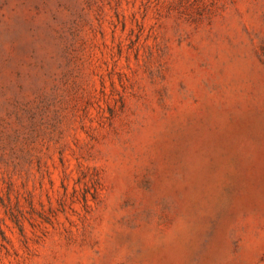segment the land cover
Listing matches in <instances>:
<instances>
[{"label":"rangeland","instance_id":"1","mask_svg":"<svg viewBox=\"0 0 264 264\" xmlns=\"http://www.w3.org/2000/svg\"><path fill=\"white\" fill-rule=\"evenodd\" d=\"M0 264H264V0H0Z\"/></svg>","mask_w":264,"mask_h":264}]
</instances>
